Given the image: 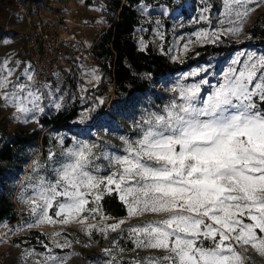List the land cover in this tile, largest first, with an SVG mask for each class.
Listing matches in <instances>:
<instances>
[{
    "label": "snow or ice",
    "instance_id": "snow-or-ice-1",
    "mask_svg": "<svg viewBox=\"0 0 264 264\" xmlns=\"http://www.w3.org/2000/svg\"><path fill=\"white\" fill-rule=\"evenodd\" d=\"M259 3L264 0H224L222 23L232 26L223 31L238 34L254 11L249 5ZM219 39L202 31L195 42ZM233 64L239 67H231L207 96L199 85L181 87L178 100L134 124L139 135L121 137L123 155H97V146L88 144L66 149L63 161L50 153L59 165L56 179L39 177L27 201L35 224L77 223L86 234L122 230L126 220L87 223L110 219L101 201L111 196L124 204L129 219L157 217L127 229L137 248L163 253L146 264H252L250 250L264 257V58ZM13 71L7 61L0 63V100L27 122L29 114L44 111L42 96L30 85L13 83ZM26 78L33 80L31 74ZM98 160L107 161V175L100 174ZM49 261L66 264V258L49 256L44 264Z\"/></svg>",
    "mask_w": 264,
    "mask_h": 264
},
{
    "label": "rangeland",
    "instance_id": "rangeland-1",
    "mask_svg": "<svg viewBox=\"0 0 264 264\" xmlns=\"http://www.w3.org/2000/svg\"><path fill=\"white\" fill-rule=\"evenodd\" d=\"M249 7L254 8V11L245 20L241 31L234 35L223 31L232 26L222 23L225 20L224 0H172L170 6L143 1L135 4L139 23L134 26L132 37L138 47L149 42L169 58L180 60L196 45L204 43L195 42L197 34L202 31L216 32L220 35L218 41L227 40L237 44V47L224 56H207L203 61L161 76L146 93L117 105L111 96L110 83L105 81L98 60L91 54L94 41L108 26L112 15L105 0H11L7 6L4 5L0 14V63L7 61L14 69L11 76L13 83L30 85L33 91L39 92L44 111L29 114L27 122H24L16 118L13 107L3 106L0 100V136L7 139L12 136L8 133L38 127L40 132L47 133V147L41 156V145L39 140H35L28 148L20 149L10 161H0V192H10L19 212L16 222L0 221V264H44L49 256L66 258V264H105L106 260H112L113 264H146L150 257L163 254L154 249L137 248L127 231L129 227L157 219L150 214L129 219L126 209L125 215L109 220L90 219L87 223L97 225L120 220H126L127 223L121 226L122 230L109 231L106 235L100 231L86 234L77 223L36 225V218L27 201L33 197V185L39 177L48 181L56 179L54 169L59 165L49 160L50 153L63 161L66 149L88 144L97 146V155L101 152L123 155L121 137L135 140L139 130L134 124L150 113L161 112L174 99L178 100L181 87L199 85L203 96H207L214 86L224 80L231 67H239L233 64L234 60L247 59L248 56L264 58V48L248 37L247 30L253 22L264 26V3H259V7L250 4ZM204 8L208 11L202 13ZM27 15L50 22L61 21L65 25L62 34L66 46L64 54L55 71L42 82L26 78L30 65L26 56L21 55L16 48L21 41ZM202 15L207 19H201ZM53 102L61 105L60 110L76 102L78 116L74 122L39 127V116L58 110ZM65 138H69L67 144L64 143ZM97 163L101 165V175H107L111 170L107 161L98 160ZM49 214L53 215L54 220H59L51 210ZM53 233L60 235L53 236ZM65 241L70 243V247L55 246ZM127 242L131 244L129 248L125 247ZM105 249H110L111 255H106ZM249 256L252 264H264V257L258 253L250 250Z\"/></svg>",
    "mask_w": 264,
    "mask_h": 264
},
{
    "label": "trees",
    "instance_id": "trees-1",
    "mask_svg": "<svg viewBox=\"0 0 264 264\" xmlns=\"http://www.w3.org/2000/svg\"><path fill=\"white\" fill-rule=\"evenodd\" d=\"M10 1L0 0V14L3 12L4 5L7 6ZM140 1L160 2L167 6H170L172 2V0H105L112 15L108 26L97 36L91 48L92 56L98 60L104 72L105 81L110 83L111 96L117 105L127 103L134 96L146 93L161 76L177 72L188 64L203 61L207 56H224L237 47V44L227 40L202 43L192 48L180 60L169 58L165 52L158 51L149 42H146L143 47H138L132 37V31L139 23L135 4ZM247 30L248 37L264 48V26L253 22ZM101 110L100 106L99 111ZM77 116L78 106L74 102L65 110L58 109L39 116L37 122L39 127L50 124L64 125L74 122ZM8 135L12 136L7 139L0 136V161H10L20 149L28 148L35 140H39L41 145L40 155L42 156L46 151L47 133L40 132L38 127L25 128ZM68 142L69 138H65L64 143ZM101 205L103 213L109 218L126 214V207L118 198L106 196L101 201ZM18 213L10 192L1 191L0 221L16 222ZM30 232L36 231L30 230ZM130 246V242H127L125 247Z\"/></svg>",
    "mask_w": 264,
    "mask_h": 264
},
{
    "label": "built area",
    "instance_id": "built-area-1",
    "mask_svg": "<svg viewBox=\"0 0 264 264\" xmlns=\"http://www.w3.org/2000/svg\"><path fill=\"white\" fill-rule=\"evenodd\" d=\"M21 31V41L16 45L17 51L26 56L33 76V82L46 80L60 63L65 46V25L61 21L53 22L28 15Z\"/></svg>",
    "mask_w": 264,
    "mask_h": 264
}]
</instances>
